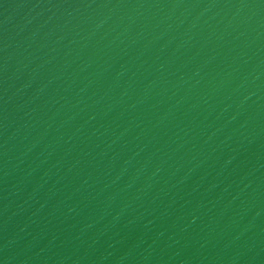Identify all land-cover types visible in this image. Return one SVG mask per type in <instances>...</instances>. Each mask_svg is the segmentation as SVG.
<instances>
[{
    "label": "water",
    "instance_id": "obj_1",
    "mask_svg": "<svg viewBox=\"0 0 264 264\" xmlns=\"http://www.w3.org/2000/svg\"><path fill=\"white\" fill-rule=\"evenodd\" d=\"M0 264H264V0H0Z\"/></svg>",
    "mask_w": 264,
    "mask_h": 264
}]
</instances>
